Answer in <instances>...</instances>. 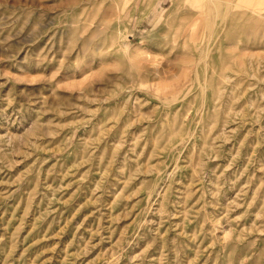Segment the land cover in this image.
I'll use <instances>...</instances> for the list:
<instances>
[{
	"label": "rangeland",
	"instance_id": "1",
	"mask_svg": "<svg viewBox=\"0 0 264 264\" xmlns=\"http://www.w3.org/2000/svg\"><path fill=\"white\" fill-rule=\"evenodd\" d=\"M0 264H264V0H0Z\"/></svg>",
	"mask_w": 264,
	"mask_h": 264
}]
</instances>
